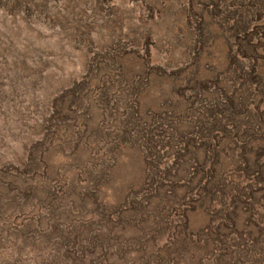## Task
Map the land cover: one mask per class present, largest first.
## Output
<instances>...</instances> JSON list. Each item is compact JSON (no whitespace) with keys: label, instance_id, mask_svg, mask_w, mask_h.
<instances>
[{"label":"rangeland","instance_id":"rangeland-1","mask_svg":"<svg viewBox=\"0 0 264 264\" xmlns=\"http://www.w3.org/2000/svg\"><path fill=\"white\" fill-rule=\"evenodd\" d=\"M0 264H264V0H0Z\"/></svg>","mask_w":264,"mask_h":264}]
</instances>
